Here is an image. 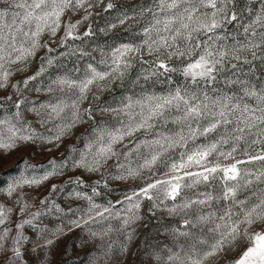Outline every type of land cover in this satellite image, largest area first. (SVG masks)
I'll return each instance as SVG.
<instances>
[{
  "label": "snow or ice",
  "instance_id": "snow-or-ice-1",
  "mask_svg": "<svg viewBox=\"0 0 264 264\" xmlns=\"http://www.w3.org/2000/svg\"><path fill=\"white\" fill-rule=\"evenodd\" d=\"M0 93V264H264V0H0Z\"/></svg>",
  "mask_w": 264,
  "mask_h": 264
},
{
  "label": "rangeland",
  "instance_id": "rangeland-1",
  "mask_svg": "<svg viewBox=\"0 0 264 264\" xmlns=\"http://www.w3.org/2000/svg\"><path fill=\"white\" fill-rule=\"evenodd\" d=\"M121 2H124V0H121ZM97 11H99V9H97ZM97 20L101 25L104 23V21L102 19L97 18ZM101 39H105V38L101 36ZM34 69H35V64L33 65L32 69L29 71V73H26V74H31V71ZM17 78H20V77H17ZM157 88H159V86H157ZM2 94L3 93H0V95H2ZM75 142H76L75 139H73L72 141H69V143H75ZM28 151L29 150L25 149L21 152L13 153L12 155L8 156L6 159L0 160V171H2L4 169L11 168L16 163L17 158L27 155ZM44 158H45L44 156L37 153L35 156V159L33 160V163H39ZM132 183H140V181H135ZM117 186L118 187H127L128 185L120 184ZM116 198H118V195L113 197V199H116ZM140 231L143 233V232H146L147 229H141ZM73 235L76 236V235H79V233L77 232V233H74ZM141 238H142V236H141ZM72 239H73V237L70 236V237H68V238H66L63 241H60L58 243V247H56L55 251H54L53 264H67L68 259H72L73 261H75L77 257L83 256L86 249H80L79 247L75 248L74 254L70 255V257H65L63 255L65 247L69 245V243H70V241H72ZM139 244H140V239H137L132 245L133 250H135V248L138 247ZM31 259L34 260V258H31ZM129 259L131 260V257Z\"/></svg>",
  "mask_w": 264,
  "mask_h": 264
}]
</instances>
